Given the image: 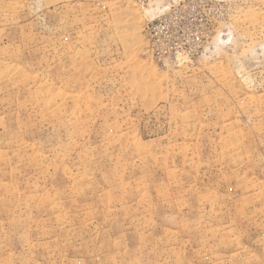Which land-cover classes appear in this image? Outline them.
Instances as JSON below:
<instances>
[{
    "label": "rangeland",
    "instance_id": "374dc122",
    "mask_svg": "<svg viewBox=\"0 0 264 264\" xmlns=\"http://www.w3.org/2000/svg\"><path fill=\"white\" fill-rule=\"evenodd\" d=\"M0 264H264V0H0Z\"/></svg>",
    "mask_w": 264,
    "mask_h": 264
}]
</instances>
